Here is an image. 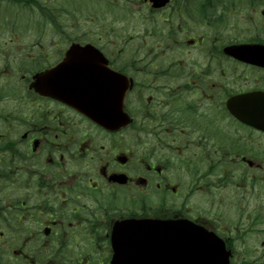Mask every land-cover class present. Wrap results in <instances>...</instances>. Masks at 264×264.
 Returning <instances> with one entry per match:
<instances>
[{
	"label": "flooded vegetation",
	"instance_id": "af4514ba",
	"mask_svg": "<svg viewBox=\"0 0 264 264\" xmlns=\"http://www.w3.org/2000/svg\"><path fill=\"white\" fill-rule=\"evenodd\" d=\"M23 1L30 30H6L0 9V264H144V232L124 223L144 213L204 227L231 264H264V132L229 107L264 94V66L225 53L251 42L235 21L264 44V0H127L146 8L144 47L110 49L52 30L70 0ZM72 43L126 77L127 121L63 99Z\"/></svg>",
	"mask_w": 264,
	"mask_h": 264
},
{
	"label": "rangeland",
	"instance_id": "374dc122",
	"mask_svg": "<svg viewBox=\"0 0 264 264\" xmlns=\"http://www.w3.org/2000/svg\"><path fill=\"white\" fill-rule=\"evenodd\" d=\"M70 0L68 17H58L52 30H63L69 40L80 42H99L107 49L114 47L142 46L144 42V4L126 2L127 0ZM30 4L23 0H10L1 4L2 17L11 21L16 30H30ZM82 8V9H81ZM89 15H92L91 18ZM240 34V41L254 39L256 33L244 30L247 21H235ZM234 24V23H233ZM7 30H13L11 24H5ZM235 25V24H234ZM228 76L243 77L252 74L249 69L225 64ZM247 71V72H246ZM246 72V73H243ZM243 73V74H240ZM261 142L264 138L261 137ZM178 201L181 203V199ZM242 264V263H238ZM248 264V263H247Z\"/></svg>",
	"mask_w": 264,
	"mask_h": 264
},
{
	"label": "water",
	"instance_id": "95a60500",
	"mask_svg": "<svg viewBox=\"0 0 264 264\" xmlns=\"http://www.w3.org/2000/svg\"><path fill=\"white\" fill-rule=\"evenodd\" d=\"M87 48V47H86ZM85 49H72L69 53V70L77 72L78 76L84 83L70 84L68 89V99L77 107L93 114L98 119L105 121L110 117L100 116L91 105L86 106V101L92 103L95 97L85 98L84 96H95L96 86L94 85V72L95 70L103 71L106 68L104 63L98 61V54H94L88 47ZM226 52L236 56L239 59L250 63H264V46L257 44H245L241 46H230L226 48ZM120 85V84H118ZM121 88V87H120ZM119 102L123 99L122 88L114 95ZM117 102V101H115ZM264 105V100L261 101ZM255 107L256 102H251ZM246 121L251 123L255 122L258 126L264 129V117L258 118L250 115H245ZM144 234L160 231V232H173L174 230L180 232V244H177L176 253H173V236H165L169 239L164 247L170 250L167 257H158L160 264H229L228 253L224 250L222 243L211 240L205 233L195 229L189 223L184 221H170V220H157V219H144ZM145 237V236H144ZM178 239V235H177ZM146 247V245H144ZM179 249V250H178ZM145 259V252H144ZM145 263V261H144Z\"/></svg>",
	"mask_w": 264,
	"mask_h": 264
}]
</instances>
